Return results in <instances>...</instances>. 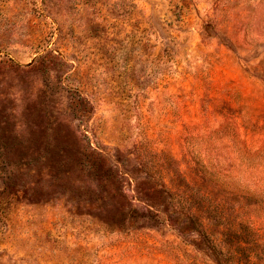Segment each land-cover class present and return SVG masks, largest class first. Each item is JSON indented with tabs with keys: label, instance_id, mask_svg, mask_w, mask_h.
Segmentation results:
<instances>
[{
	"label": "rangeland",
	"instance_id": "1",
	"mask_svg": "<svg viewBox=\"0 0 264 264\" xmlns=\"http://www.w3.org/2000/svg\"><path fill=\"white\" fill-rule=\"evenodd\" d=\"M0 264H264V0H0Z\"/></svg>",
	"mask_w": 264,
	"mask_h": 264
}]
</instances>
